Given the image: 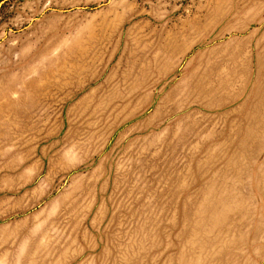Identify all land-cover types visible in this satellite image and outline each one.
Here are the masks:
<instances>
[{"label":"rangeland","instance_id":"1","mask_svg":"<svg viewBox=\"0 0 264 264\" xmlns=\"http://www.w3.org/2000/svg\"><path fill=\"white\" fill-rule=\"evenodd\" d=\"M0 264H264V0H0Z\"/></svg>","mask_w":264,"mask_h":264}]
</instances>
